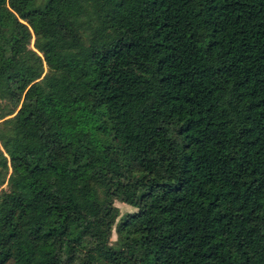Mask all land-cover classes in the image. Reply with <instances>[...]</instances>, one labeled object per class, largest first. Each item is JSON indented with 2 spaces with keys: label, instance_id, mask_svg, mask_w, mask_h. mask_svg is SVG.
<instances>
[{
  "label": "trees",
  "instance_id": "1",
  "mask_svg": "<svg viewBox=\"0 0 264 264\" xmlns=\"http://www.w3.org/2000/svg\"><path fill=\"white\" fill-rule=\"evenodd\" d=\"M0 264H264V0H0Z\"/></svg>",
  "mask_w": 264,
  "mask_h": 264
},
{
  "label": "rangeland",
  "instance_id": "2",
  "mask_svg": "<svg viewBox=\"0 0 264 264\" xmlns=\"http://www.w3.org/2000/svg\"><path fill=\"white\" fill-rule=\"evenodd\" d=\"M6 188L7 187L5 186L4 189H6ZM115 206L120 210L121 216L125 215L128 212L134 211L131 207L127 206L126 204H124L120 201H116ZM116 239H117L116 233L113 232L112 241L115 242Z\"/></svg>",
  "mask_w": 264,
  "mask_h": 264
}]
</instances>
